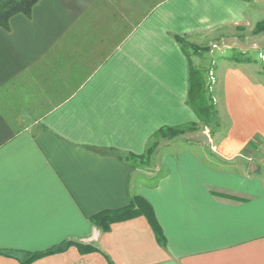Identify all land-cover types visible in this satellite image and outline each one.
Masks as SVG:
<instances>
[{
  "label": "crops",
  "instance_id": "crops-1",
  "mask_svg": "<svg viewBox=\"0 0 264 264\" xmlns=\"http://www.w3.org/2000/svg\"><path fill=\"white\" fill-rule=\"evenodd\" d=\"M262 6L37 0L0 25V250L23 252L0 264L65 240L28 264H264V78L225 56L212 79L226 122L197 139L200 65L179 42L242 54ZM161 127L180 130L147 151ZM137 195L161 238L144 210L93 222Z\"/></svg>",
  "mask_w": 264,
  "mask_h": 264
},
{
  "label": "trees",
  "instance_id": "trees-1",
  "mask_svg": "<svg viewBox=\"0 0 264 264\" xmlns=\"http://www.w3.org/2000/svg\"><path fill=\"white\" fill-rule=\"evenodd\" d=\"M35 1L37 0H0V25L6 26L8 24L9 17L14 13L21 12L24 14H29L31 11V7L35 3ZM255 28L256 30L261 29V28H264V25L260 24L259 22L257 23ZM179 42L182 44V47L186 50L189 43H187V41L181 37H179ZM203 85H204V81H203L200 69L194 66H191L190 71H189V89H188L187 102L195 110L200 120L204 121L205 123H209L210 113H214L215 109H214L213 102H212V105H209L207 103V100L205 98V91H204L205 86ZM163 128L162 127L159 128V130H157L155 134L158 133ZM179 130L177 132H179ZM166 131L167 129H165L162 133H166ZM212 132H213V129L210 131V135L212 134ZM150 148L153 150L154 143L152 144V146L151 144H149V147H148L149 151H150ZM141 210H144L146 212L149 220H151L154 226V230L158 238H161L162 234L160 232L158 225L156 224V222H154L155 220H154V215L151 210V207L149 206V204L143 201V199L139 195L133 196L129 204H127L126 206L93 215L92 220L96 225H99L101 227L102 226L107 227L111 221L129 218L135 214L140 213ZM71 241L72 240H65L57 245L51 246L39 252H25L21 258V264H28L33 258L39 255L46 254L49 252H54L57 250H62L66 246H68V244H70ZM86 247L92 248L91 246H88V245ZM0 252L8 254V255H16V254L23 253V252H16L12 250H0Z\"/></svg>",
  "mask_w": 264,
  "mask_h": 264
},
{
  "label": "rangeland",
  "instance_id": "rangeland-1",
  "mask_svg": "<svg viewBox=\"0 0 264 264\" xmlns=\"http://www.w3.org/2000/svg\"><path fill=\"white\" fill-rule=\"evenodd\" d=\"M261 11L264 12V6L261 7ZM264 17V15H260L259 19ZM132 19V18H131ZM264 25V18L259 20L257 23H259ZM123 23L126 26V21L124 20ZM256 33H258L257 35H251L248 34L245 38L248 40H253V41H260V44H257L256 46L258 47H249L248 49H245V51L240 54L238 52V48H227V47H222L219 44V48H214L211 49L210 51L206 50V48L204 47H200L199 45H195L189 41H187L188 46L186 48V51L188 52V57L189 60L191 61L192 64L194 63H198L200 66V71H201V75L204 81V91H205V98L207 100V103L209 105H214V113H210L212 111H210V120L209 123H205L204 121L200 120L199 124V130L203 129V132H201L200 134H206V135H210V131L213 129L212 134L214 135V133L218 130L219 127H221V125L223 126V124H225L226 119L224 114L221 115V113L219 112V109H221L220 105L221 102H218L216 104L215 107V101L214 98H216V83L214 84V79L217 77V69H215V66L217 67V65H219L221 62H223V60L229 56V55H242V56H248L251 59V64L254 68H258L260 71V75L262 78H264V72L262 69H264V30L262 32L260 31H256ZM251 35V36H250ZM230 38H233V36H231ZM226 42H228V39L226 40ZM186 43V42H185ZM191 44V45H190ZM224 56V57H223ZM226 56V57H225ZM231 57V56H230ZM228 59V58H227ZM209 72H211V74H209ZM211 75V76H210ZM212 75L213 78L212 79ZM211 85V87H210ZM196 126V125H195ZM197 128V127H196ZM193 128V129H196ZM165 129H167L166 133H162ZM161 129L158 133H156L155 135H153V137L151 138V141L149 142V144L154 143V147L158 144L159 140L163 137L165 138H169L174 136L175 132H177L179 130V127H172V128H163ZM192 129L191 128V124H189L188 126V131ZM199 134V135H200ZM190 144H194L193 142L189 141L188 145L190 146ZM208 146H210L208 144ZM149 147V145H148ZM178 146H176L177 148ZM175 148V146L173 147V149ZM154 149V148H153ZM207 150H209V148H206ZM148 150V148H147ZM152 149L150 148V151ZM166 150V149H162L161 151ZM202 159H205L204 156H201ZM162 170V168H161Z\"/></svg>",
  "mask_w": 264,
  "mask_h": 264
},
{
  "label": "water",
  "instance_id": "water-1",
  "mask_svg": "<svg viewBox=\"0 0 264 264\" xmlns=\"http://www.w3.org/2000/svg\"><path fill=\"white\" fill-rule=\"evenodd\" d=\"M196 138L197 139L204 140L206 142L208 140V135H206V134H200Z\"/></svg>",
  "mask_w": 264,
  "mask_h": 264
},
{
  "label": "built area",
  "instance_id": "built-area-1",
  "mask_svg": "<svg viewBox=\"0 0 264 264\" xmlns=\"http://www.w3.org/2000/svg\"><path fill=\"white\" fill-rule=\"evenodd\" d=\"M209 74H211V72H209ZM211 76V75H210Z\"/></svg>",
  "mask_w": 264,
  "mask_h": 264
}]
</instances>
